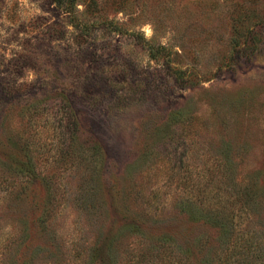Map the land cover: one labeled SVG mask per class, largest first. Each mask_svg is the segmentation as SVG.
<instances>
[{
    "label": "rangeland",
    "instance_id": "rangeland-1",
    "mask_svg": "<svg viewBox=\"0 0 264 264\" xmlns=\"http://www.w3.org/2000/svg\"><path fill=\"white\" fill-rule=\"evenodd\" d=\"M241 190L264 0H0V264H220Z\"/></svg>",
    "mask_w": 264,
    "mask_h": 264
},
{
    "label": "trees",
    "instance_id": "trees-1",
    "mask_svg": "<svg viewBox=\"0 0 264 264\" xmlns=\"http://www.w3.org/2000/svg\"><path fill=\"white\" fill-rule=\"evenodd\" d=\"M53 1L60 3L61 0ZM255 197L249 190H241L236 194L238 205L230 206L227 210L215 206L209 209V221L223 229L227 237L223 256L219 257L220 264H264V235L261 229L250 223L241 228L242 220L257 212Z\"/></svg>",
    "mask_w": 264,
    "mask_h": 264
}]
</instances>
